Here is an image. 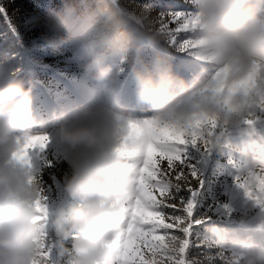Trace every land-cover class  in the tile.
<instances>
[{"label": "clouds", "instance_id": "1", "mask_svg": "<svg viewBox=\"0 0 264 264\" xmlns=\"http://www.w3.org/2000/svg\"><path fill=\"white\" fill-rule=\"evenodd\" d=\"M193 30L189 53L201 65L191 80L175 71L167 33L159 15L130 0H63L33 18L52 49L74 47L83 53L80 68L91 81L104 83L105 102L51 113L53 131L36 133L34 84L15 78L19 69L0 70V264H52L53 254L70 264H122L118 234L123 205L134 195L133 161L144 149L138 122L114 102L131 54L152 49L151 60L134 68L137 102L151 118L187 127L197 118L217 124L211 148L230 147L227 131L247 124L264 93V0H188ZM217 76L227 84L253 78L256 89L221 94ZM147 118V119H151ZM146 120V119H144ZM55 141L67 154L62 188L69 203L52 209L33 153ZM247 183L254 177L246 174ZM237 213L245 231L210 219L201 233L209 246L225 250L227 264H264V193ZM43 217V218H42ZM47 233V236H45ZM47 241L50 257L42 258Z\"/></svg>", "mask_w": 264, "mask_h": 264}, {"label": "rangeland", "instance_id": "2", "mask_svg": "<svg viewBox=\"0 0 264 264\" xmlns=\"http://www.w3.org/2000/svg\"><path fill=\"white\" fill-rule=\"evenodd\" d=\"M130 2L134 5L148 6L156 15L161 11H191L188 0H130ZM62 4L63 0H0V9H2L0 10V70L19 69L15 73V78L23 79L26 83L31 81L34 84L36 123L33 131L36 133L53 131L51 113L55 108L71 109L81 105H97L109 99L104 92V83L91 81L84 75L79 66L84 62L80 49L47 47L42 41L44 29L32 23L34 17L43 15L50 8L59 9ZM157 26L161 27L160 22ZM178 27L179 23L176 21L167 22V43L170 46L169 51L175 71L191 80L198 74L197 71H201V65L190 54L181 52L172 44V36L169 32L175 35L178 43H182L184 39L193 38V30L173 32ZM153 54L152 49L142 47L131 54V62L127 66L119 60L114 65L123 68L124 71L118 92L110 102H114L126 116L139 122L151 118L153 111L150 106L137 102L132 71L149 62ZM227 136L230 147H225L222 151L215 147L208 151H202L200 148L188 149L187 162L195 167L199 181L202 183L196 185L195 180L191 181V186L197 191L194 198L187 190L182 192V196L185 200H195L194 215L197 218L208 216L243 232L245 229L236 222L237 213L248 201L237 185V178L246 175L264 157V122L257 123L251 129L231 128L227 131ZM33 160L40 170L42 186L48 196L50 207L55 209L59 205H67L69 201L62 188V177L68 170V163L67 154L62 146L53 141L46 152L33 153ZM166 167L167 161H158L159 172H163ZM187 171L185 169V172ZM159 172L157 179L176 182L173 169H169L163 176ZM154 195L157 199L164 198L159 191ZM176 210L178 212L180 210L179 201ZM165 211L171 213L173 209H165ZM206 226H195L194 230L202 233ZM171 233L178 234V230H170ZM255 235L264 243V233H255ZM194 239L195 237H190L187 259L196 260L199 264H227L226 257L229 254L225 250L214 245L209 246L203 239L193 244ZM52 264H70V262L68 257L54 253Z\"/></svg>", "mask_w": 264, "mask_h": 264}, {"label": "snow or ice", "instance_id": "3", "mask_svg": "<svg viewBox=\"0 0 264 264\" xmlns=\"http://www.w3.org/2000/svg\"><path fill=\"white\" fill-rule=\"evenodd\" d=\"M191 16V11H161L160 26L167 31V22L176 21L179 27L173 32L192 30ZM169 34L172 36V44L181 52H191L194 47L192 38L178 43L175 35L172 32ZM217 80L214 90L221 94H231L235 91L247 93L256 89V83L251 77L232 84L222 81L219 76ZM259 122H264V93L259 94L254 110L246 121L252 128ZM217 128V122L207 117L197 118L184 128L156 118L138 122V130L143 135L145 144L137 159L133 161L137 173L134 178L137 194L123 205L125 222L123 230L118 234L122 264H199L198 261L186 257L190 237H195L193 244L202 239L201 232L194 230L195 226L207 225L211 218H197L194 215L195 200H185L182 196V192L187 190L194 198L197 191L191 186V181L195 180L196 185L202 183L195 167L187 162L186 153L189 148L208 151ZM46 150L47 148H44L35 153H44ZM159 160L167 161L163 172H159ZM169 169H173L175 183L169 179H157L158 172L163 176ZM185 169L188 171L185 172ZM247 174L252 175L254 181L249 184L246 175L238 177L237 185L242 192L251 197L264 193V159L258 161ZM157 191L164 197L162 200L154 195ZM177 201L180 202L179 212L176 210ZM165 209L173 211L168 213ZM166 220L170 222H165ZM173 229H177L178 234H170ZM161 231L163 234H158ZM42 249V258L47 261L50 257L47 241Z\"/></svg>", "mask_w": 264, "mask_h": 264}, {"label": "bare ground", "instance_id": "4", "mask_svg": "<svg viewBox=\"0 0 264 264\" xmlns=\"http://www.w3.org/2000/svg\"><path fill=\"white\" fill-rule=\"evenodd\" d=\"M197 73H200V71H197ZM243 147V146H242ZM252 147V146H251ZM262 147V146H261ZM259 148V147H258ZM245 149H247V148H245ZM248 149H249V147H248ZM247 149V150H248ZM253 149H254V147H253ZM242 150V149H241ZM248 152V151H247ZM250 152V151H249ZM256 153V152H255ZM251 155V154H250ZM247 157H248V155H247ZM250 158V157H249ZM263 159H264V157H263ZM257 238V237H256ZM257 240L259 241L260 239L259 238H257Z\"/></svg>", "mask_w": 264, "mask_h": 264}]
</instances>
